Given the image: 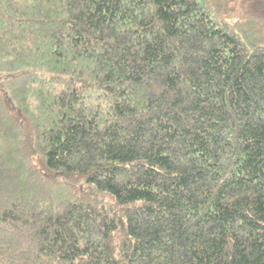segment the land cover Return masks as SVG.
Segmentation results:
<instances>
[{
    "label": "trees",
    "instance_id": "16d2710c",
    "mask_svg": "<svg viewBox=\"0 0 264 264\" xmlns=\"http://www.w3.org/2000/svg\"><path fill=\"white\" fill-rule=\"evenodd\" d=\"M0 264H264V0H0Z\"/></svg>",
    "mask_w": 264,
    "mask_h": 264
}]
</instances>
